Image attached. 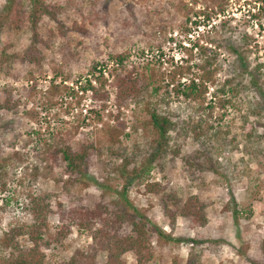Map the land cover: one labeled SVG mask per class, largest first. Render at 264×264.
Instances as JSON below:
<instances>
[{
	"label": "rangeland",
	"instance_id": "rangeland-1",
	"mask_svg": "<svg viewBox=\"0 0 264 264\" xmlns=\"http://www.w3.org/2000/svg\"><path fill=\"white\" fill-rule=\"evenodd\" d=\"M46 1L67 9L56 18L44 16L37 38L28 28L1 31L0 58L9 57L10 63L0 68V165L14 153L35 164L42 141L72 125H80L76 143L83 138L95 143L86 176H73L80 181L75 186L64 189L68 176L63 163L45 179L28 182L34 195H51V234L59 225L58 203H104L132 218L120 198L127 185V200L149 221L154 264H264V0ZM3 4L0 0V8ZM75 23L86 33L78 32ZM233 49L242 54L244 67ZM115 56L128 70L146 67L163 76L158 93L116 109L109 86L110 73L120 71ZM204 63L217 65V71L202 100L176 97L173 85L188 83ZM179 69L189 74H178L171 82ZM100 77L108 81L104 86L95 80ZM226 80L225 92L214 97ZM88 83L107 96L94 99L90 90L80 89ZM216 98L231 103L219 108ZM154 107L179 124L204 118L212 108L209 124L222 129L221 141L212 140L202 150L190 136H175L181 156L202 151L206 163H194L189 171L181 156L168 155L163 167L148 164L156 138L148 112ZM89 110L99 118L82 121ZM110 138L115 142L110 144ZM5 168L12 177L9 189L0 193L2 230L13 221L31 223L24 211L27 197L13 192L22 166L10 162ZM151 183L183 201L196 196L204 204L207 224L192 228L177 217L172 225L161 209V196L147 192ZM98 185L109 187L104 196ZM129 229L126 225L124 233ZM91 245L88 234L73 226L59 244L43 247L45 264L67 260L75 252L90 258ZM123 258L135 263L131 253ZM104 261L105 254L94 256L95 263Z\"/></svg>",
	"mask_w": 264,
	"mask_h": 264
},
{
	"label": "trees",
	"instance_id": "trees-1",
	"mask_svg": "<svg viewBox=\"0 0 264 264\" xmlns=\"http://www.w3.org/2000/svg\"><path fill=\"white\" fill-rule=\"evenodd\" d=\"M4 4L0 8V35L4 28L14 31L28 28L32 35L37 38L36 28L44 16L56 18L64 14L67 7L60 6L56 1L47 2L46 0H3ZM68 4L74 3V0H67ZM208 17L207 13L201 12ZM75 29L78 32L86 33V29L80 27L76 23ZM264 30V29H263ZM35 38V39H36ZM239 64L243 65L242 54L233 49ZM9 57L0 58V68L3 64L8 65ZM119 72L111 76L112 81L109 82L111 91L115 99L116 109L127 106L130 103H138L143 97L157 94L163 81V76L157 77V74L146 70V67L133 68L128 70L124 65L121 56L113 57ZM11 59V58H10ZM93 71H96L95 67ZM217 65L201 64L197 68L195 75L189 79L188 83L173 85V94L176 97L182 96L186 100L201 101L205 91L206 84L213 85ZM188 75L187 70H175L171 77L174 82L177 75ZM98 80L99 86H104L108 81L102 77L95 78ZM230 80L223 82L221 87L216 88L214 97L224 93L226 86ZM171 84V83H170ZM67 88H65L66 90ZM84 92L90 90L94 99L104 98L107 92H101L97 88L87 85L80 86ZM219 108H223L225 104L231 103L230 100L216 98ZM164 100V99H163ZM80 100L76 102L79 105ZM212 109V108H210ZM209 109L208 115L204 118L198 115L194 120L189 122L174 121L167 113L152 108L149 114V124L151 125L156 138L153 141L151 153L149 155L148 164L156 167H163L166 156H181L180 146L177 138H186L188 136L201 146L202 150L211 145V142L221 141V128H214L209 124L212 118V112ZM202 108H199V111ZM93 115L99 118L96 111L89 110L88 116ZM97 115V116H96ZM90 120V119H89ZM80 125H72L70 129L64 132H57L53 135L51 141L43 140L41 148L35 155V164L28 163L26 156L20 153L9 155L0 165V193H4L9 189V175L6 166L16 163L22 166V175L17 180V186L13 190L15 193L22 194L27 197L24 203L26 213L31 219V223L13 221L8 225L6 230L1 229L2 218L0 217V264H45V255L42 252L43 247L50 244H59L70 233L71 227L76 226L80 230L85 231L92 240L91 251L92 257L85 256L80 252H75L67 260L58 262L57 264H99L94 262V256L98 253L105 254V261L100 264H126L123 258L126 253H131L134 257V264H154L155 255L151 246V229L149 228L148 219L134 209L132 204L126 198L127 185L123 186L120 193L121 201L124 203L123 208L132 211L133 217L130 218L126 211H115L108 204L91 203L84 206L79 201L76 203L57 204V214L59 215V225L51 234L48 226V217L52 214L47 196H36L34 191L29 187L28 182H37L39 179H45L53 166L64 164V172L68 176V180L64 182V189L68 186H75L80 181L73 179V176H86L85 165L89 156L96 152V146L93 142H88V138L80 143H76L73 139L79 131ZM174 134V136L172 135ZM177 136V138L175 137ZM176 140V141H175ZM110 144L115 140L110 138ZM211 150L212 148H206ZM185 166L191 171L196 167L195 164L201 166L203 161L207 160L202 155V151L187 156H181ZM193 162V163H192ZM195 163V164H194ZM204 164V163H203ZM123 176V175H122ZM96 184V183H94ZM97 185V184H96ZM104 191L109 187L98 185ZM147 192H153L160 195V206L163 214L170 220L173 225L177 217L187 220L192 228H203L207 222L204 204L196 196H187L184 201L175 192L165 193L163 187L157 183L146 185ZM46 197V198H43ZM5 206H0V216ZM129 226L130 229L124 233L123 228ZM159 234V232H158ZM160 235V234H159ZM166 238H170L166 236ZM190 264H194L190 262Z\"/></svg>",
	"mask_w": 264,
	"mask_h": 264
}]
</instances>
